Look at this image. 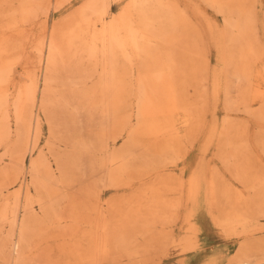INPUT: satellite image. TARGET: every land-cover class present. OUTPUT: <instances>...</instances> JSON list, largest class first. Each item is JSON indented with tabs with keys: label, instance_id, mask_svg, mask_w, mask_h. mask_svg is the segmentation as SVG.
<instances>
[{
	"label": "bare ground",
	"instance_id": "bare-ground-1",
	"mask_svg": "<svg viewBox=\"0 0 264 264\" xmlns=\"http://www.w3.org/2000/svg\"><path fill=\"white\" fill-rule=\"evenodd\" d=\"M71 1L0 0L8 7L18 3L12 10L17 16L16 23L3 30L6 35L17 33L18 24L48 15L51 6L60 9ZM122 1H86L68 20L61 41L57 38L58 26L46 32L37 49L40 66L21 75L26 83H20L14 72L21 60H10V50L2 45L9 37L0 35V200L4 193L10 196L0 202V258L12 260L13 264H36L37 240L49 228L61 230L70 241L68 256L75 254L98 264L110 253V245L125 249L129 244L127 235L135 229L173 227L184 203L188 205L184 217L188 224L186 234L200 235L203 231L202 225L195 221L202 191L200 174L185 181L183 176L167 172L168 167L186 154H179L181 139L186 137L192 144L195 138L192 133L181 134L177 129L190 132L200 123L197 119L200 114L185 104V92L186 85L195 82L191 77L203 73V80H209L206 74L210 58L201 50L203 38L192 15L179 0H126L122 9L114 13L113 5ZM203 1L224 20L219 52L222 57H228V64H235L233 77L238 86L248 84L240 99L226 100L228 109L244 111L251 118L255 115L259 123H264V67L254 71V65L264 60V46L258 38L259 1ZM7 17L5 12L0 13L1 19ZM181 60L192 65L188 67L190 74L182 80L178 73L183 65ZM197 60L203 63L200 70ZM62 72L76 86L93 81L92 88L54 90L52 83ZM61 101L65 103L58 105L63 108L79 101L73 112L85 110L90 121L96 116L99 131L84 138L67 127L69 149L57 156L59 160L54 166L49 155L59 152L51 146L48 155L40 147L42 115L49 113L48 121L60 128L62 125L56 122L50 107ZM249 105H259V114L252 112ZM248 127V121L236 124L225 119L222 128L214 127L206 138L207 149L215 137L218 149L223 147L221 141L226 142L223 149L227 152L221 151L220 159L237 183L227 185L214 171L206 188L211 217L227 239L245 240L235 255L222 264H255L253 259L259 252L264 255V238H254L256 233H264V124L258 130L259 140L254 143L248 138ZM119 138H123L121 145H117ZM146 139H153L150 143L153 148L144 143ZM7 158L10 164L5 163ZM142 171L149 178L144 182L149 187L143 193L150 197L154 193L162 201L149 200L147 208L136 213L155 215L158 211L165 216L162 222H137L128 207L119 212L120 219L118 214H105L99 202L100 191L83 194L85 213L82 214L75 202L77 196L73 198L64 192L91 174L99 175L101 188L124 189ZM249 189H256L257 196H247ZM212 200L219 207L218 213L211 210ZM109 207L113 209L114 204ZM167 213L170 220L166 219ZM116 221L121 222L120 226L109 232ZM3 227H7L6 233L2 232ZM170 245L179 247L180 256L184 257L201 246L200 242L187 246L169 235H146L145 249L137 248L132 255L140 259L155 255L159 264H163ZM220 262L219 257H214L207 263Z\"/></svg>",
	"mask_w": 264,
	"mask_h": 264
},
{
	"label": "rangeland",
	"instance_id": "rangeland-1",
	"mask_svg": "<svg viewBox=\"0 0 264 264\" xmlns=\"http://www.w3.org/2000/svg\"><path fill=\"white\" fill-rule=\"evenodd\" d=\"M88 0H72L70 3H65L60 9H55L51 6V12L48 15H42L37 19L31 20L29 23H20L19 31L17 33H12L6 35L3 30L7 26L15 24L16 15L13 14V9L18 6V3H13L8 7V4L0 3V13H6L8 17L6 19L0 18V35L5 36L8 39L3 40V46L10 50L9 59L18 62L21 60V64L14 67V72L18 76L20 83H26L27 80L23 76L28 72L40 66L39 56L37 54L38 46L43 40L46 32L49 33L52 27L58 26L57 38L61 41L62 34L64 32L65 25L68 24V20L76 14L81 6ZM125 1L116 3L113 5L114 13H118L125 4ZM183 7L188 9L189 13L192 15L194 24L200 36L203 38L201 43L203 47L201 50L205 56H209L210 64L208 75L209 80L204 81L203 73H199L196 77H191L193 79L192 85H186L187 89L185 92V104L188 103L194 108L195 113L200 114L197 118L199 124L194 129L186 131L187 129L179 127L177 129L178 133H192L194 136V142L190 144V139L183 138L179 142V154L185 156L178 160L174 165L168 167L167 172L172 173L176 177L183 176L185 181H188L194 174L199 173L202 178V191L199 199L198 206L196 208L195 221L202 225L203 231L200 235H188L186 234L188 224L184 221L185 214L188 210L187 203L180 210L179 219L177 223L166 230H149V229H135L128 233V245L125 249L120 246L110 245V253L104 257L98 264H159L158 258L153 256H146L145 258H136L132 254L135 249H145V236H168L174 241H182L187 246H196L200 242V248L197 252H192L187 256H180V248L169 246V255L165 258L163 264H208L207 262L214 257H219L221 261L219 264L227 262V259H231L235 255L238 247L244 243V239H227L221 230L215 225L212 219V215L207 206L206 188L207 182L212 178L214 171H217L221 177L224 178V182L228 184H237L232 173L225 166L223 161L220 159V152H227L225 147V141H221V149H218V138L215 137L214 142L207 149V139L210 135L211 130L216 127L220 130L225 122V119L233 120L237 123H245L248 121V138L252 143L260 137L258 130H261L263 122H258L255 115L251 117L247 116L244 111H234L229 110L227 107L226 100L228 98L240 99V93H245L247 83L238 86L235 78L233 77L235 71V64H228V57L224 55L222 57L221 52H219V37L223 35L224 31V20L223 17L216 12L213 8L203 0H179ZM258 3L257 13L260 18V28L258 30L259 42L264 46V0H256ZM17 19V18H16ZM182 50H185L182 47ZM223 58V59H222ZM226 59L227 61H224ZM181 65L178 68V73L182 80L188 77L190 74V65L187 62L180 61ZM197 67L200 70L203 63L200 60L196 61ZM28 65V68H27ZM33 66V67H32ZM90 67V65H86ZM189 67V68H188ZM264 67V60L262 62L256 63L254 65V71H260ZM28 71V72H27ZM67 74L62 72L59 79L52 83L54 90L69 92L74 89L82 88L84 90H90L93 85V81L87 80L82 82L78 86L71 84L70 81L66 80ZM217 75V78H216ZM42 79H40L41 82ZM218 80V81H217ZM215 81V83H214ZM218 82V84H217ZM42 86V84H40ZM185 86V87H186ZM218 87V91H217ZM226 87H228V94L226 93ZM217 92V93H216ZM68 98V97H67ZM70 102V101H69ZM64 101L56 102L55 106H51L50 110L52 115L55 114L56 122L60 123L62 126L60 128H55L48 120L49 113H43V127H42V139L41 148L45 154L50 153V147L56 148L57 152L49 155L51 162L54 166H57V158L60 153L67 151L69 146V136L65 129L82 134V137L89 138L99 131L98 118L95 116L93 120H89L85 110L79 113H74L73 108L80 104L79 101L70 102V106L63 108L61 105ZM259 105H249L250 110L259 114ZM242 109V108H241ZM243 110V109H242ZM96 121V122H95ZM72 122L75 124L73 125ZM63 123H66L64 126ZM75 126V127H74ZM76 128V129H75ZM192 131V132H191ZM209 131V132H208ZM71 132V133H72ZM208 134V135H207ZM190 137V136H187ZM145 144L149 146L153 142V139L143 140ZM123 138H119L117 145H121ZM205 142V143H204ZM205 144V146H204ZM118 147V146H117ZM203 147V148H202ZM205 148V149H204ZM207 149V151H206ZM154 151V149L152 150ZM52 153V152H51ZM56 156V157H55ZM59 157V156H58ZM30 157H28L29 162ZM264 159V158H263ZM6 164H10V160L7 158ZM164 169V168H162ZM166 169V168H165ZM163 171V170H160ZM146 172H137L135 181L129 183L124 189H109L101 188L98 182L99 175H88L84 177L79 182L68 187L64 190L69 195L77 196L75 202L79 205V211L85 213V199L83 194L88 191H100V204L101 211L105 214L111 216L119 215V212L125 207L131 210V217L136 219L137 222H162L164 215L160 214L158 211L155 215L148 213H136V211L142 209L145 210L148 206L149 200L152 202L162 201L161 197H156V194H152L150 197L148 194L143 193L149 187V184H144L149 178L148 175H144ZM153 178V177H152ZM152 180H150L151 182ZM221 183V182H220ZM19 185V184H18ZM17 185V186H18ZM98 185V187H97ZM85 188V189H84ZM17 189V188H16ZM33 195L36 196L37 192L32 188ZM247 196H257V190L249 189L246 190ZM6 197H10L7 193H4L3 200ZM1 199L0 202H3ZM114 204L113 209H110L109 205ZM215 213H218L219 207L217 203L212 200V208ZM82 216V215H81ZM169 213L166 215V219H169ZM118 219V220H119ZM264 222V219H263ZM149 223V224H151ZM121 222L116 221L112 224L109 232L113 233L117 227H119ZM7 227H3L2 232L6 233ZM84 231V230H83ZM54 236L56 238H54ZM264 238V233H256L254 238ZM255 240V239H249ZM69 243L67 238L61 230H55L54 228H49L43 235L37 240V262L36 264H92L90 261H86L83 258L73 254L68 256ZM258 243V242H255ZM64 245L62 250L61 246ZM85 250V247H82ZM65 251L66 256L61 252ZM39 251V252H38ZM147 258V259H146ZM255 264H264V255L259 252L258 256L253 259ZM0 264H13L12 260L0 258Z\"/></svg>",
	"mask_w": 264,
	"mask_h": 264
}]
</instances>
